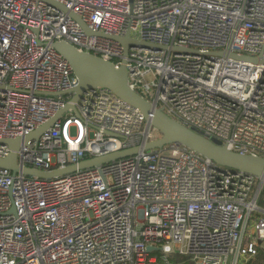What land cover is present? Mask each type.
I'll list each match as a JSON object with an SVG mask.
<instances>
[{"label":"built area","instance_id":"2783aa9c","mask_svg":"<svg viewBox=\"0 0 264 264\" xmlns=\"http://www.w3.org/2000/svg\"><path fill=\"white\" fill-rule=\"evenodd\" d=\"M55 1L66 10L0 0V140L21 139L19 163L44 171L140 149L51 178L0 167V264H251L264 253V177L182 144L145 149L162 133L114 91L61 94L78 78L53 42L125 64L130 87L167 115L264 157V62L216 54L264 58V0ZM127 34L163 48L125 53L114 37ZM12 151L0 142V158Z\"/></svg>","mask_w":264,"mask_h":264},{"label":"water","instance_id":"95a60500","mask_svg":"<svg viewBox=\"0 0 264 264\" xmlns=\"http://www.w3.org/2000/svg\"><path fill=\"white\" fill-rule=\"evenodd\" d=\"M44 1L53 6L66 10L63 5L55 0ZM72 16L81 23L88 33H92L88 26L77 15L72 13ZM95 34L101 35L99 33ZM114 38L123 44L125 53H127L128 47L132 45H140L154 49L163 48L160 45L135 40L131 38L129 34L123 37ZM53 46L64 58L68 60L72 67L73 73L78 78V84L73 89L65 91L61 94L72 95V101L76 102L88 89L105 87L114 91L117 95L123 98V100L138 108L144 114L145 118L162 133V137L159 140L146 143L144 146L145 149L163 148L169 144H182L211 159L219 167L221 166L233 171H242L264 177V157L251 154H241L230 150L226 145H222L217 140L207 138L206 136L167 115L161 108L145 99L142 95L130 87L128 83V70L125 64L116 67L111 61H107L90 52L80 51L74 45L66 41H54ZM175 50L196 52L195 50L187 48L182 49L180 47H176ZM216 54L221 56H232L237 59L264 62V58L262 56L250 57L229 51H219L216 52ZM70 106L75 108L73 104H67L65 108L61 109L47 123L43 124L32 134L27 136L25 140L32 136L37 138L43 131L52 126L55 120L60 117ZM0 142L8 144L13 150L7 157L0 158V167L9 168L14 173L22 171L28 175H35L42 178L60 176L73 172L78 168H86L91 166L99 167L106 162L136 154L140 149L138 146L131 147L128 149L112 152L107 155L87 159L78 165H70L65 168L44 171L22 166L19 163L16 150L20 146L21 139H4L0 140Z\"/></svg>","mask_w":264,"mask_h":264},{"label":"trees","instance_id":"16d2710c","mask_svg":"<svg viewBox=\"0 0 264 264\" xmlns=\"http://www.w3.org/2000/svg\"><path fill=\"white\" fill-rule=\"evenodd\" d=\"M172 264H195L190 256L174 254L171 256ZM254 262V261H253ZM256 264H264V253L261 252L255 261Z\"/></svg>","mask_w":264,"mask_h":264},{"label":"rangeland","instance_id":"374dc122","mask_svg":"<svg viewBox=\"0 0 264 264\" xmlns=\"http://www.w3.org/2000/svg\"><path fill=\"white\" fill-rule=\"evenodd\" d=\"M219 142V141H218ZM260 206H261V208H264V200H262L261 201V203H260ZM260 214H262L261 212H260ZM258 258V257H257ZM257 258L254 260V262H251V264H256V260H257Z\"/></svg>","mask_w":264,"mask_h":264}]
</instances>
